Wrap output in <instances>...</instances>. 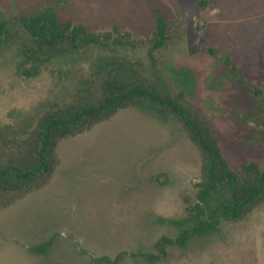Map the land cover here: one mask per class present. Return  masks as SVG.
<instances>
[{
	"label": "rangeland",
	"instance_id": "374dc122",
	"mask_svg": "<svg viewBox=\"0 0 264 264\" xmlns=\"http://www.w3.org/2000/svg\"><path fill=\"white\" fill-rule=\"evenodd\" d=\"M154 5L167 18L186 15L153 53L156 68L146 43ZM47 10L126 46L21 67L23 20ZM0 23L8 31L0 40V147L49 105L69 103L91 70L119 55L186 93L231 161L264 165V0H209L207 10L195 0H0ZM57 158L44 186L0 201V264H264V206L213 235L158 248L189 229L176 223L189 217L201 180V155L173 117L122 110L62 141Z\"/></svg>",
	"mask_w": 264,
	"mask_h": 264
},
{
	"label": "trees",
	"instance_id": "16d2710c",
	"mask_svg": "<svg viewBox=\"0 0 264 264\" xmlns=\"http://www.w3.org/2000/svg\"><path fill=\"white\" fill-rule=\"evenodd\" d=\"M195 1L203 9L209 8V0ZM151 9L154 28L145 42L156 68L153 53L174 39L185 25L186 15L180 12L167 18L157 6ZM23 23L29 39L22 48L21 67L46 66L91 48L126 46L111 33H96L84 25L61 20L53 10L25 16ZM7 32L6 24L0 23V40ZM232 69L237 72L235 66ZM27 71L23 73L32 76ZM83 83L69 103L49 105L36 124L27 126V130H16L0 147V201L44 186L55 173L62 141L90 131L122 110L140 108L159 118L171 116L177 120L202 158L196 202L188 208L189 217L176 223L189 229L175 241L161 239L158 248L165 244L185 246L191 238L213 235L222 224L243 222L264 206V165L254 159L231 161L222 139L189 102L186 93H176L161 76L150 74L142 61L112 56L91 70Z\"/></svg>",
	"mask_w": 264,
	"mask_h": 264
}]
</instances>
